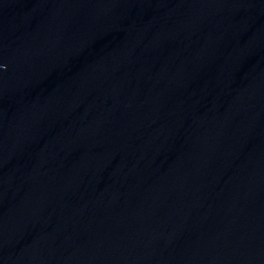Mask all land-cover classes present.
I'll return each instance as SVG.
<instances>
[{
  "label": "water",
  "instance_id": "95a60500",
  "mask_svg": "<svg viewBox=\"0 0 264 264\" xmlns=\"http://www.w3.org/2000/svg\"><path fill=\"white\" fill-rule=\"evenodd\" d=\"M0 264H264V0H0Z\"/></svg>",
  "mask_w": 264,
  "mask_h": 264
}]
</instances>
